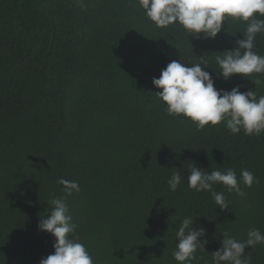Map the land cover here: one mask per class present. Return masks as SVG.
I'll list each match as a JSON object with an SVG mask.
<instances>
[{
	"label": "trees",
	"instance_id": "16d2710c",
	"mask_svg": "<svg viewBox=\"0 0 264 264\" xmlns=\"http://www.w3.org/2000/svg\"><path fill=\"white\" fill-rule=\"evenodd\" d=\"M83 4L0 0V264H39L54 252L38 224L49 200L66 196L58 178L79 184L66 197L70 238L94 264H177L175 229L188 216L208 241L193 264H211L225 232L240 241L249 229L264 233V134L233 135L223 123L197 131L167 114L152 84L181 60L207 65L218 90L264 95V74L218 77L215 57L235 50L247 25L227 18L215 39L194 38L178 24L156 27L138 0ZM254 51L264 56V33ZM192 163L238 178L247 169L259 183L241 184L244 197L214 185L227 200L221 210L210 192L188 187ZM249 252L264 264V244Z\"/></svg>",
	"mask_w": 264,
	"mask_h": 264
},
{
	"label": "clouds",
	"instance_id": "9594fccd",
	"mask_svg": "<svg viewBox=\"0 0 264 264\" xmlns=\"http://www.w3.org/2000/svg\"><path fill=\"white\" fill-rule=\"evenodd\" d=\"M76 2L84 7L83 0ZM138 3L156 27L178 24L194 38L215 39L227 18L245 23L244 38L237 41L235 50L224 51L215 57L220 69L218 77L228 80L234 75L248 78L253 74H264V56L254 51L256 36L264 33V18H260L264 17V0H138ZM206 68L208 66L202 63L189 66L181 60H172L159 78H153V86L160 90L155 94L165 105L167 114L189 120L197 131L223 123L233 135L241 131L248 136L264 134V95L257 97L255 90L241 92L239 87L230 91L218 90L212 75L204 70ZM252 81L255 85L260 83L259 80ZM172 169L176 170L167 184L169 190L175 192L181 185L182 175L179 169ZM187 180L191 190L210 192L221 210L227 208V200L223 192L213 189L214 185L221 184L229 193L244 197L241 184L251 188L254 183H259L247 169H242L238 178L231 168L208 172L194 163L189 167ZM57 183L63 186L66 196H53L49 200L50 214L40 218L38 224L39 231L54 237V252L41 258L39 264H94L86 246L70 238L77 226L72 223L66 197L78 193L79 184L64 178H58ZM175 231L178 243L173 252L174 260L177 264H193L197 250H205L208 242L203 239L206 229L194 227L193 217L188 216ZM220 242L221 247L211 253V264H251V253L245 255V250L264 244V233L252 228L247 232V239L240 241L225 232Z\"/></svg>",
	"mask_w": 264,
	"mask_h": 264
}]
</instances>
